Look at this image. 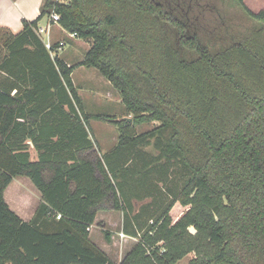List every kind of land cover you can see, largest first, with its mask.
I'll list each match as a JSON object with an SVG mask.
<instances>
[{
  "label": "trees",
  "instance_id": "obj_1",
  "mask_svg": "<svg viewBox=\"0 0 264 264\" xmlns=\"http://www.w3.org/2000/svg\"><path fill=\"white\" fill-rule=\"evenodd\" d=\"M232 1L253 25L225 27L200 0H43L19 32L0 28V264H114L88 231L109 210L137 238L119 264H264V10ZM51 11L90 43L82 61L45 48L36 29ZM78 67L119 93L129 122L85 114ZM89 120L118 129L112 153L98 155ZM16 177L41 196L27 222L4 200ZM159 184L157 213L135 211ZM175 204L187 210L173 222Z\"/></svg>",
  "mask_w": 264,
  "mask_h": 264
},
{
  "label": "rangeland",
  "instance_id": "obj_2",
  "mask_svg": "<svg viewBox=\"0 0 264 264\" xmlns=\"http://www.w3.org/2000/svg\"><path fill=\"white\" fill-rule=\"evenodd\" d=\"M200 3L203 7L208 8L210 7L209 5H215L220 13L221 20L224 24L225 27H229L232 25L234 30H241V27L245 26H250L253 25V22L249 20L243 12L236 6V4L232 0H200ZM244 4L253 12H259L260 10H264V0H244ZM206 12V9H205ZM206 18L208 19H216L213 18L211 13H205ZM48 19V18H47ZM220 20V21H221ZM216 21V20H215ZM218 22V20H217ZM211 23L209 26H207V30L205 31L206 33L210 32L215 25L218 23ZM220 26V25H219ZM243 30V29H242ZM42 37L44 41H47V36L45 34H42ZM87 43L82 41V43H78L74 48L68 47L67 45L63 48V51H57L55 55H57L59 58L63 60H67L69 64H75L77 63L82 57H84V52H86V46ZM62 52V53H61ZM88 73L95 74L97 77H101L104 81L98 82L97 80H89V81H83L81 78L82 75H86ZM72 77L73 83L76 85L77 93L81 99L83 110L85 114H104V115H109L114 118H131V116L128 115V113L125 110V107L121 103V98L119 93L112 88L108 82L94 69L90 68H85V67H78L74 70ZM92 81V82H91ZM85 82H88L87 85ZM91 82V83H90ZM93 86V87H92ZM89 124L93 128V132L95 134L96 140L100 143V140L106 141V133L103 131V129H111L113 132V137L114 140L111 142V144L108 145L112 146L115 144V147L118 142V136H119V131L118 129L103 121H98V120H90ZM159 123L153 122L150 124H142L138 127H136V134H143L145 132H148L155 127L158 126ZM111 127V128H110ZM153 141V140H152ZM143 150H145L147 153L150 154H156V151L153 149L152 145L146 146ZM102 156H105L107 154H110L113 152V150L108 151V150H101ZM30 155L31 158L34 159V151L30 149ZM138 163L136 158H133L132 164ZM177 173V176L180 175L179 171H173ZM179 178V177H178ZM126 187H124L125 189ZM158 192L155 191V197H147L141 202H135L134 203V208L135 211L139 209L140 206L143 205H148L149 203V212L152 214H156V208H159L158 205L160 203L159 197L162 196L164 197V190L161 184L158 185ZM4 200L7 203L8 207L15 213H17L18 217L20 219H27L29 221L34 213V210L38 206L39 203V196L36 188L34 185L31 183V181L26 178V177H16L12 180V182L7 186V188L4 191ZM135 199L133 198V201ZM170 202V198L166 197L165 200V205ZM13 211V212H14ZM17 211V212H16ZM176 211V209L174 210ZM100 212H105L108 215H112L110 217H114L117 221V228H108L106 227L104 230H100L98 226L96 225L95 228L93 229L92 233H97L99 235V238L102 243H106V239L104 237L105 233H108L109 239L110 236L112 235L113 241L117 242L122 239L119 235H117L118 232H120L121 229V224H122V217H120V213L116 211H100ZM116 215V216H114ZM178 215V214H177ZM177 215H172L171 219L173 220ZM28 217L30 219L28 220ZM144 218V217H143ZM101 219L100 214L97 217V220ZM25 221V222H27ZM112 229V230H111ZM191 233H194L193 229H190ZM112 240V239H111ZM137 240V239H136ZM120 242V241H119ZM135 244L132 241L127 242L124 247L125 249L123 250L126 251L131 247V245ZM118 245V244H117ZM193 254H190L186 257H184L181 261H179L177 264H187L190 259H192Z\"/></svg>",
  "mask_w": 264,
  "mask_h": 264
},
{
  "label": "crops",
  "instance_id": "obj_3",
  "mask_svg": "<svg viewBox=\"0 0 264 264\" xmlns=\"http://www.w3.org/2000/svg\"><path fill=\"white\" fill-rule=\"evenodd\" d=\"M42 2H43V0H0V28H7L14 33L19 32L22 28V20L33 21L39 16ZM38 26L46 29V32L43 34H45L47 36V38H46L47 41H49L52 45H55V46L57 45V47H58V43H62V47L60 48V50H57V51H63V48L66 45L70 48H72V46H73V48H74L78 43H80V42L82 43V41H83V40L76 38L74 35H71V34L67 33L66 31H64L59 26L58 23L49 24L46 17L43 18L38 23ZM40 38H41L43 43L47 42V41H44L42 35L40 36ZM84 42H86V41H84ZM86 43H87V45H85L86 46L85 51H87L90 48V43H88V42H86ZM85 53L86 52H84V54ZM82 59H83V57L78 62L82 61ZM63 61L68 66L74 65V64H69L67 62V60H63ZM88 69H90V68H88ZM72 75H73V73H72ZM81 78L83 79L82 82H84V80L89 81L91 79H93L94 81L97 80L98 82L104 81L103 79H101V77H97L95 74H92V73L82 75ZM71 80H72V77H71ZM72 83H73V81H72ZM85 84L91 85V84H88V82H85ZM73 86L76 87V85L74 83H73ZM87 115H90V114H87ZM88 126H89V130H90V134H91L90 138L94 142L95 149H96V151L100 157L102 156L101 150L111 151L115 148V144L108 147V145L111 144V142H113L112 140H114V137H113L114 135H113V132L111 131V129H107V130L103 129V131L106 133L105 135L107 138H106V141L100 140V143H99L96 140L95 134L93 132V128L91 127L89 122H88ZM29 145H30L29 152H30V149H32L34 151V159L31 158V160L36 161L37 160V154H36L34 148L32 147V145L30 143H29ZM30 157H31V155H30ZM38 196H39V202H40L41 196H40L39 192H38ZM175 209H176V211H174ZM186 210H187V207H182L179 204H175L170 211V216L178 214L173 219V222H175ZM14 213H15V211H14ZM118 213H120V217H122L121 222L123 224V215L121 212H118ZM15 214L17 215V213H15ZM99 214H100L101 219L97 220V217ZM110 216H112V215H108V212H107V214L105 212V215H104V212H98L97 213L94 224L91 225V227L89 228L90 229L89 230V240L99 251H101L105 256H107L111 262H113L114 264H119L122 261V259L124 258V256L134 246V244L131 245V247L129 249H127L126 251L123 252V250L125 249L124 245L129 241H132L136 244L137 238H133V237H130V236L124 234L123 227L121 224L120 232H118L117 235L122 233L124 235V237L119 240L120 242L119 241L117 242L118 245L116 244V242L113 241L114 237L112 235L110 236V239L108 241L106 240V243L101 244V240L99 238V235L96 232L92 233V231L96 225L98 226V228L101 231L104 230L106 227L112 228V226H113L114 228H117L116 219L114 217H110ZM114 216H116V215H114ZM29 219H30V217H28V220ZM23 221H27V219L26 220L23 219Z\"/></svg>",
  "mask_w": 264,
  "mask_h": 264
},
{
  "label": "built area",
  "instance_id": "obj_4",
  "mask_svg": "<svg viewBox=\"0 0 264 264\" xmlns=\"http://www.w3.org/2000/svg\"><path fill=\"white\" fill-rule=\"evenodd\" d=\"M58 19H59V17H58V15L57 14H55L53 11H51V13H50V15H49V17H48V23L49 24H51V23H57V21H58ZM46 32V29H44V28H42V27H37V29H36V33L39 35V36H41L43 33H45ZM44 46H45V48L50 52V54L53 56L55 53V51H57V50H60V48L62 47V43H58V47L56 48V49H52V44L49 42V41H47V42H45L44 43ZM56 219L58 220V219H60V215H57L56 216ZM90 229L88 228V231H89ZM119 236L121 237V238H123L124 237V235L122 234V233H120L119 234Z\"/></svg>",
  "mask_w": 264,
  "mask_h": 264
},
{
  "label": "water",
  "instance_id": "obj_5",
  "mask_svg": "<svg viewBox=\"0 0 264 264\" xmlns=\"http://www.w3.org/2000/svg\"><path fill=\"white\" fill-rule=\"evenodd\" d=\"M126 120L129 122L130 121V119L129 118H126Z\"/></svg>",
  "mask_w": 264,
  "mask_h": 264
}]
</instances>
